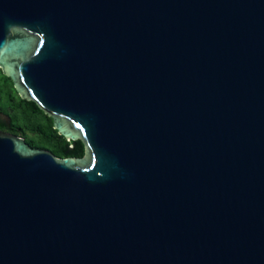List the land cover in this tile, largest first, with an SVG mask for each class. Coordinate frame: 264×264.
Listing matches in <instances>:
<instances>
[{
	"label": "water",
	"instance_id": "obj_1",
	"mask_svg": "<svg viewBox=\"0 0 264 264\" xmlns=\"http://www.w3.org/2000/svg\"><path fill=\"white\" fill-rule=\"evenodd\" d=\"M0 69L84 145L0 130V264H264V0H0Z\"/></svg>",
	"mask_w": 264,
	"mask_h": 264
},
{
	"label": "trees",
	"instance_id": "obj_2",
	"mask_svg": "<svg viewBox=\"0 0 264 264\" xmlns=\"http://www.w3.org/2000/svg\"><path fill=\"white\" fill-rule=\"evenodd\" d=\"M0 130L21 136L33 148L50 150L57 157H81L83 142L72 145L53 127L52 119L33 100L21 98L12 80L0 69ZM72 146V147H70Z\"/></svg>",
	"mask_w": 264,
	"mask_h": 264
}]
</instances>
